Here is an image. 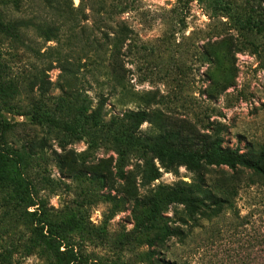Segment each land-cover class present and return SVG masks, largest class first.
Returning a JSON list of instances; mask_svg holds the SVG:
<instances>
[{"label":"rangeland","instance_id":"obj_1","mask_svg":"<svg viewBox=\"0 0 264 264\" xmlns=\"http://www.w3.org/2000/svg\"><path fill=\"white\" fill-rule=\"evenodd\" d=\"M0 7L10 18L59 29L49 41L28 31L45 55L0 39V61L21 84V113H4L15 124L9 140L21 146L34 139L39 152L35 197L49 220L74 211L83 225L106 228L93 241L73 231L71 260L62 254L64 245L57 251L43 242L28 253L23 245L31 242L33 224L16 215L0 222V254L12 240L22 247L11 263L0 264H264V186L241 191L240 217L223 210L191 219L187 207L171 203L162 223L174 233L160 238L150 230L147 237L135 228L136 197L161 184L191 182L197 172L185 165L161 168V177L143 186L137 157L127 160L122 177L112 145L89 148L87 138L61 143L30 114L41 102L51 103L66 83L85 90L94 103L104 96L105 120L146 110L152 120L142 124L143 136L167 132L197 146L220 136L224 146L264 160V32L242 23L249 16L264 19V0H22L20 9ZM50 59L54 67L45 77L53 84L41 94L32 75ZM201 173L208 182L223 177L218 167ZM1 196L0 219L6 209Z\"/></svg>","mask_w":264,"mask_h":264},{"label":"trees","instance_id":"obj_2","mask_svg":"<svg viewBox=\"0 0 264 264\" xmlns=\"http://www.w3.org/2000/svg\"><path fill=\"white\" fill-rule=\"evenodd\" d=\"M0 2L17 9L22 4V0ZM227 7L231 11L230 6ZM242 23L247 29L256 30L257 33L264 32L263 18L249 16ZM30 29L36 30L46 41L57 38L59 33L57 26L46 27L34 18H10L0 7V39L9 40L16 47H23L34 54L45 55L46 53L41 54L28 34ZM51 54L47 56L51 57ZM42 63L45 64V60ZM52 65L50 59L44 69H39L32 75V84H38L41 94H48L53 84L47 75L45 77V71L51 70L54 67ZM61 91V94L51 95V103L41 102L39 106L36 104L37 107L30 113L32 122L45 129L46 135H54L61 143L87 138L89 148L100 142L112 145L118 155L117 165L122 177L125 175L123 167L127 160L132 156L137 157L141 161L140 180L143 186L151 185L159 179L162 175L161 168L178 170L181 165H185L197 172L191 182L181 181L172 186L161 184L144 198L136 197L132 209L135 228L145 231L147 237V231L150 230L158 231L157 237L160 238L174 233L166 223H162L164 211L171 203L187 207L191 219H195L197 214L216 217L223 210L234 211L240 217L238 199L241 191L264 186L263 158L251 156L238 147L224 146L220 136L204 138L198 146L184 143L167 132L143 136L142 124L152 120L146 110L126 111L123 115H114L110 120H105L104 96L94 103L85 90L70 88L66 83L61 85ZM20 94L21 84L9 76L5 64L0 61V193L1 203L6 207L0 222H8L16 215L26 217L33 224L31 242L23 245L28 253L43 242L57 251L64 245L67 252L62 254H68L74 260L75 245L70 243L71 233L78 231L83 239L93 241V235H105L106 228L93 230L83 225L78 218L80 212L73 211L59 220H49L46 217L42 203L35 197L37 186L32 177V172L38 165L36 160H39V156H34L39 153L35 149V140L30 145L21 146H15L9 140L10 131L15 124L8 121L4 113H21ZM204 167L222 169L223 177L208 182L201 173ZM36 205L38 206L33 211L28 209ZM20 247V242L12 240L7 250L0 254V260L11 263Z\"/></svg>","mask_w":264,"mask_h":264}]
</instances>
